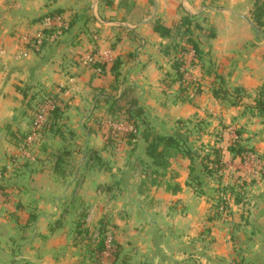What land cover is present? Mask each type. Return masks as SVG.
I'll use <instances>...</instances> for the list:
<instances>
[{
    "label": "crops",
    "instance_id": "obj_1",
    "mask_svg": "<svg viewBox=\"0 0 264 264\" xmlns=\"http://www.w3.org/2000/svg\"><path fill=\"white\" fill-rule=\"evenodd\" d=\"M256 1L0 0V264H89L82 256L87 245L76 240L82 218L91 235L106 224L121 249L118 263L264 264V167L258 160L264 118L247 107L264 85V37L251 20ZM186 13L202 16L216 36L197 34L204 59L196 65L186 55L181 84L168 50L174 40L154 27L170 28ZM57 14L65 23L75 16L83 21L19 60L22 35L34 36L46 28L44 18ZM116 56L126 59L127 81L115 86L112 73L102 75L92 62ZM220 85L229 93L243 89L242 102L233 106L230 94L215 98ZM128 86L155 131L187 134L195 149L222 148L225 170L206 179L203 195L189 184L191 160L183 152L163 175L146 178L141 162L151 161L144 140L129 141L132 124L109 116L103 100ZM49 94L59 98L53 108L67 107L59 132L35 139V163L14 165L20 146L12 135H27L33 126L25 106L34 108ZM234 139L249 151L243 160L227 150ZM240 176L253 184L236 203L221 191ZM176 186L180 190L172 191ZM220 196L228 209L209 220Z\"/></svg>",
    "mask_w": 264,
    "mask_h": 264
},
{
    "label": "trees",
    "instance_id": "obj_2",
    "mask_svg": "<svg viewBox=\"0 0 264 264\" xmlns=\"http://www.w3.org/2000/svg\"><path fill=\"white\" fill-rule=\"evenodd\" d=\"M59 15V14H57ZM61 16V15H60ZM49 17H54L50 15ZM45 19V18H44ZM79 21H83L82 17L79 16L76 18L73 17L68 22L67 29L62 30V35L73 33V28L76 23ZM87 19L83 23V28L81 30H86V26L88 25ZM251 20L254 28L257 30L259 37H264V0H257L253 6L251 11ZM155 31L162 38H170L173 39L174 42L169 46V52L173 53L174 59L172 68L174 69L177 80L181 82V84H185V57L192 50L194 51V60L196 65L202 64L204 59V53L201 50L197 34L204 36L208 39H214L216 34L213 30H208L202 25V16L197 17L196 15H192L186 13L180 21L175 23L172 27H166L161 23L155 24ZM55 34V28L45 29L43 31V40L40 50H32L33 54H37L41 52V50L49 43L55 42L56 40H52V37ZM61 35V36H62ZM94 35V34H93ZM78 36L74 35V37ZM120 40L119 38L117 39ZM30 47V45H29ZM133 57L132 54L127 55L128 59ZM127 59V60H128ZM126 59H122L121 56H116L111 62L95 60L92 62L93 68L98 70L102 75H105L107 72H111L115 78V86L119 85V82L123 79L125 83L127 80L123 76L122 66ZM208 74H212L211 71H208ZM220 79V77H217ZM115 86L112 87L113 91H116L117 88ZM104 91L102 90L101 95L104 96ZM26 97L27 94L24 93ZM215 98L222 100L228 98V95H231L230 102L233 106L239 105L244 96L245 91L243 89H236L232 93H229L227 90L220 85L213 92ZM31 100H35L33 96ZM46 100H50L52 102H58V95L49 94L46 95ZM46 100L37 101L34 108L30 107V104L25 107L30 108L29 111L32 114V118L39 106L45 104ZM100 100V99H99ZM98 100V101H99ZM108 104V115L114 117L116 119H125L133 126V131L128 133L129 141L137 140L140 136L145 144V155L149 158L151 162L145 163L141 162V165L144 168V172L146 173L147 179H152V176L155 175L159 177L163 175L170 168V160L171 158L183 152L184 155L191 160L190 165V185H193L195 190L199 195H203L204 193V185L206 183V179L209 177L220 176V172L225 170V165L222 163V155L223 150L218 146H212L207 152L206 149H195L190 142L189 136L182 132H176L171 134L165 133H156L153 123L155 122L149 112L140 105V101L136 95V89L133 86H128L126 89L118 96L113 95H105L103 99ZM251 107L255 109L261 117L264 118V85L258 90L257 95L253 99V103L248 104L247 107ZM65 108L56 105L55 108L50 112L48 121L46 123L45 129L40 134V139L45 137V133L47 131L54 132L57 134L59 131L55 130L58 127V123L64 114ZM154 121V122H153ZM153 122V123H152ZM27 135H12L16 140L17 144L21 147L24 139ZM236 135L240 137V133L237 132ZM109 144H112V140H108ZM227 150L233 154L235 157H239L241 160L246 158V154L249 153L245 145L241 144V141L238 139H234L230 145L227 147ZM259 165L264 167V157H258ZM29 163H23V166L28 165ZM3 172L5 170L3 169ZM156 180L152 181V184H155ZM235 186H226L223 191H221L222 195H226L227 193L233 196L236 203H241L244 199V193L247 186L253 184V181H248L242 179V177H238L236 179ZM172 191L176 192L180 190L179 186L171 188ZM223 196L217 199L215 208V215L209 217V220H213L217 216L220 217L225 210L228 209V203ZM221 207L224 211H221ZM100 238L94 249L88 250L86 246L85 251H83V259L88 260L92 264H100L103 261V254L105 251V242L107 239V231L106 224L104 222L100 228ZM77 244H79L78 239L82 243L84 240L82 238H87L90 234V231L85 228L84 219H80L76 223L75 227ZM112 245L115 248V252L113 254V260L111 264H124L122 260L121 263H118L121 257V249L120 246L112 239ZM90 248V247H89ZM120 262V261H119Z\"/></svg>",
    "mask_w": 264,
    "mask_h": 264
},
{
    "label": "built area",
    "instance_id": "obj_3",
    "mask_svg": "<svg viewBox=\"0 0 264 264\" xmlns=\"http://www.w3.org/2000/svg\"><path fill=\"white\" fill-rule=\"evenodd\" d=\"M44 23L46 25L45 29H51L55 28V34L52 37V40H57L59 37H61L62 30L67 29L68 23H65L63 21L62 16L55 15L54 17H47L44 19ZM44 29V30H45ZM41 30L37 32L34 36H31L30 34L22 35L21 37V50L18 56V59H25L32 54V50H40L43 40V31ZM30 45V47H29ZM192 58H194V51L192 50L189 52V54ZM92 58L90 59V62H92ZM185 69V68H184ZM53 102L50 100H46L45 104L42 106H39L34 114L33 117V126L28 136L25 137L21 147H20V153L18 157H16L15 164L20 165L23 163H35L36 157L33 155V149H34V143L35 139H40V134L45 129L46 123L48 121L50 112L54 109L53 108ZM249 157V155H248ZM5 172H3V169L0 168V180L4 179ZM226 200V199H225ZM221 211H224L221 207ZM115 252V248L112 245V238L108 237L105 242V251L103 254V258L105 259L100 264H111L113 260V254ZM89 264H92L89 262Z\"/></svg>",
    "mask_w": 264,
    "mask_h": 264
},
{
    "label": "rangeland",
    "instance_id": "obj_4",
    "mask_svg": "<svg viewBox=\"0 0 264 264\" xmlns=\"http://www.w3.org/2000/svg\"><path fill=\"white\" fill-rule=\"evenodd\" d=\"M188 80V79H187ZM186 80V81H187ZM156 133H159L158 131H155ZM166 134H171V133H166ZM19 153H20V150H19ZM19 153L17 154V156L16 157H18V155H19ZM14 165H16L15 163H14ZM94 234H92L91 235V233L88 235V237L87 238H82V240H84L82 243L80 242V239H78V241H79V244H81V245H87V247H88V250L90 249H94V247L96 246V244L98 243V241L97 240H99V238H100V231H98V232H93ZM107 238H108V236H106ZM90 247V248H89ZM105 259L103 258V261H104Z\"/></svg>",
    "mask_w": 264,
    "mask_h": 264
}]
</instances>
